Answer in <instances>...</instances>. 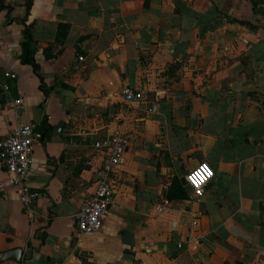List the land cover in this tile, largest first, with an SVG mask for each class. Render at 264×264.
Listing matches in <instances>:
<instances>
[{"label":"crops","instance_id":"0c3cea01","mask_svg":"<svg viewBox=\"0 0 264 264\" xmlns=\"http://www.w3.org/2000/svg\"><path fill=\"white\" fill-rule=\"evenodd\" d=\"M6 2L0 81L18 75L9 82L23 105L0 90V140L31 122L44 138L28 181L42 192L32 217L0 159V255L22 248L18 264H264V0H34L28 24L47 95L19 59L25 0ZM127 87L145 101L124 102ZM118 130L130 143L110 216L78 237L75 214L103 160L94 144ZM202 161L215 177L192 203L184 177ZM175 181L183 197L170 199Z\"/></svg>","mask_w":264,"mask_h":264},{"label":"built area","instance_id":"2783aa9c","mask_svg":"<svg viewBox=\"0 0 264 264\" xmlns=\"http://www.w3.org/2000/svg\"><path fill=\"white\" fill-rule=\"evenodd\" d=\"M18 75L11 71L4 73V80L0 81V90L15 109H20L23 100L14 97L9 80L17 79ZM124 102L130 106L145 101L144 92L140 89L127 87L121 93ZM156 110V107L153 108ZM43 134L39 126L34 123L14 125L9 134L0 140V159L10 176L11 182L18 189L20 200L25 207V213L32 217L35 214L34 202L42 196V192L28 184L32 168L35 149L43 143ZM130 139L122 130L97 141L95 149L103 153V160L96 172L94 191L87 195L75 214L76 236L94 234L102 230L110 216L111 206L117 193V183L114 178L123 161ZM207 166L208 171H202ZM201 171L202 182L195 184L189 179L194 173ZM210 173V174H209ZM215 171L208 162H200L184 177L185 185L189 189V200L200 202L205 195L208 184L214 179ZM201 216L195 212L194 217ZM195 224V223H194Z\"/></svg>","mask_w":264,"mask_h":264},{"label":"trees","instance_id":"16d2710c","mask_svg":"<svg viewBox=\"0 0 264 264\" xmlns=\"http://www.w3.org/2000/svg\"><path fill=\"white\" fill-rule=\"evenodd\" d=\"M33 1L34 0H25V6H26V15L25 17L21 20V23L24 25V35L25 39L22 42V53L19 56L20 61L23 64H29L33 67L34 71L38 74L42 81V89L45 91L46 95L48 94V91L46 90V86L44 83V78L42 74L40 73L41 70V65L37 61L36 54L38 52V41H36L33 37V32H32V26L28 24V17L31 12V8L33 6ZM13 6L9 5L6 0H0V11L7 10L8 15L12 11ZM60 52V51H59ZM184 193L182 183L179 181H175L173 187L171 188V195L169 196L170 199L176 197L182 198Z\"/></svg>","mask_w":264,"mask_h":264},{"label":"water","instance_id":"95a60500","mask_svg":"<svg viewBox=\"0 0 264 264\" xmlns=\"http://www.w3.org/2000/svg\"><path fill=\"white\" fill-rule=\"evenodd\" d=\"M24 250L22 248H15L10 251L4 252L0 255V264L12 262L15 264L20 263L23 257Z\"/></svg>","mask_w":264,"mask_h":264},{"label":"snow or ice","instance_id":"6c2138e0","mask_svg":"<svg viewBox=\"0 0 264 264\" xmlns=\"http://www.w3.org/2000/svg\"><path fill=\"white\" fill-rule=\"evenodd\" d=\"M202 171L207 172V166H203ZM189 179L192 180L193 183L199 184L200 182H202L201 171H197L191 177H189Z\"/></svg>","mask_w":264,"mask_h":264}]
</instances>
